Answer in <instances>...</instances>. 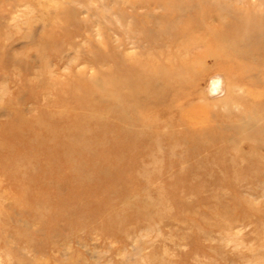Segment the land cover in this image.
Segmentation results:
<instances>
[{
	"label": "rangeland",
	"instance_id": "374dc122",
	"mask_svg": "<svg viewBox=\"0 0 264 264\" xmlns=\"http://www.w3.org/2000/svg\"><path fill=\"white\" fill-rule=\"evenodd\" d=\"M0 264H264V0H0Z\"/></svg>",
	"mask_w": 264,
	"mask_h": 264
},
{
	"label": "bare ground",
	"instance_id": "6f19581e",
	"mask_svg": "<svg viewBox=\"0 0 264 264\" xmlns=\"http://www.w3.org/2000/svg\"><path fill=\"white\" fill-rule=\"evenodd\" d=\"M223 79H220V80H216L215 82H216V87L217 88H219V89H221L222 88V85H223V81H222ZM226 84V83H225ZM226 86V85H225ZM254 109V108H253ZM253 114H255V113H253ZM257 114V113H256ZM254 117V116H253ZM257 117V115H255V118ZM216 139V138H215ZM204 142V141H203ZM209 144V143H208ZM207 145V144H206ZM208 147H210L209 145H208ZM216 148V147H215ZM217 148H219V147H217ZM203 149V148H202ZM210 150V149H209ZM215 150V149H214ZM212 152H213V150H211ZM200 158H201V156H200Z\"/></svg>",
	"mask_w": 264,
	"mask_h": 264
}]
</instances>
